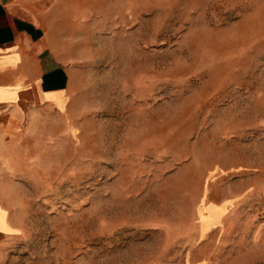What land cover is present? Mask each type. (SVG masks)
Returning a JSON list of instances; mask_svg holds the SVG:
<instances>
[{
	"label": "rangeland",
	"instance_id": "obj_1",
	"mask_svg": "<svg viewBox=\"0 0 264 264\" xmlns=\"http://www.w3.org/2000/svg\"><path fill=\"white\" fill-rule=\"evenodd\" d=\"M80 89L10 150L1 264H264V0H61Z\"/></svg>",
	"mask_w": 264,
	"mask_h": 264
},
{
	"label": "crops",
	"instance_id": "obj_2",
	"mask_svg": "<svg viewBox=\"0 0 264 264\" xmlns=\"http://www.w3.org/2000/svg\"><path fill=\"white\" fill-rule=\"evenodd\" d=\"M63 21L61 0H0V264L20 227L10 150L35 126L71 112L80 89Z\"/></svg>",
	"mask_w": 264,
	"mask_h": 264
}]
</instances>
